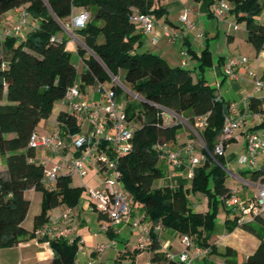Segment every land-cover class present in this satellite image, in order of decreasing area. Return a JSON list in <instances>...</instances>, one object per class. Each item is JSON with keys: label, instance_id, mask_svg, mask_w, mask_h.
Returning <instances> with one entry per match:
<instances>
[{"label": "trees", "instance_id": "obj_1", "mask_svg": "<svg viewBox=\"0 0 264 264\" xmlns=\"http://www.w3.org/2000/svg\"><path fill=\"white\" fill-rule=\"evenodd\" d=\"M201 2L202 0H195ZM211 4L217 0H210ZM219 1V0H218ZM238 24L245 23L247 40L257 53L264 50V25L258 21L260 0H224ZM158 0H0V14L16 8H24L38 22L25 40L7 38L5 48L10 60L5 64L0 45V156L5 160L6 172L0 173V249L13 248L35 239V231L48 223L50 212L59 206L74 208L85 192L82 187L71 186L70 177L60 176L54 189L45 186L46 168L36 163V150L30 147L31 136L41 121L53 113L55 104L65 98L69 88L78 81V71L67 50L68 40L59 39L63 21H71L79 12L90 15L83 29L75 30L92 55H86L83 47H77L86 65L81 75V89L111 82L112 74L118 77L125 71L127 87L142 98L141 110L134 102H128L126 114L130 122L136 120L129 153L118 157L120 182L128 192L133 205L142 207L145 218L153 225L180 235H190L203 247L215 248L209 241L216 227V214L232 190L226 184L227 168L224 155L215 154L223 133L230 106L217 99L215 90L205 79L194 82L193 72L184 68H172L153 53H137L143 36L131 20L134 14H150L161 18L165 14ZM190 53H192L190 51ZM209 52L202 55L203 65L208 64ZM116 94L122 93L118 86ZM251 108L261 113V101L250 99ZM167 112L187 119L196 126L198 119L206 117V126L199 134L206 147V161L199 168L191 187H157L164 173L158 145L176 142L183 124L169 125ZM58 122L70 134L80 133L78 117L61 112ZM264 127V123L262 124ZM225 149V144H224ZM213 156L215 158H213ZM256 180L264 176V167L253 172ZM29 190L43 195L42 210L34 219L33 232L27 231L26 220L31 203L25 197ZM202 192L208 199L210 211L196 212L188 201V195ZM229 213V211H228ZM101 221H108L99 214ZM255 222V224H253ZM243 228L260 240L256 252L245 261L238 253L226 248L225 256H234L231 264H264V217H257ZM237 220H226V231L233 232ZM260 228V232L257 230ZM114 237L112 231L107 233ZM151 264H179L169 261L160 250L162 244L156 231L151 232ZM54 252L51 264H75L79 252V239L72 244L66 240H47ZM142 251L137 250L139 254ZM135 255V254H134ZM134 256H132L133 258Z\"/></svg>", "mask_w": 264, "mask_h": 264}, {"label": "crops", "instance_id": "obj_2", "mask_svg": "<svg viewBox=\"0 0 264 264\" xmlns=\"http://www.w3.org/2000/svg\"><path fill=\"white\" fill-rule=\"evenodd\" d=\"M158 1L159 7L165 10V14L161 18H156V26L151 34H143L138 29L137 32L143 36V39L137 53H153L164 59L172 68H184L192 71L194 82H197L200 78L205 79L207 84L215 90L217 99L225 101L230 107L233 106L236 113L244 117L243 125L235 130L232 136L225 141L224 163L228 173L231 175L230 184L227 181L226 184L231 188L232 192H237L242 201H253L256 196V184L258 181L254 178L253 172L264 167V152L258 157L255 166L241 163L240 158L246 154L247 137L249 134H257L264 139V127H262L264 123V50L260 53L256 52L252 44L247 40V31L235 25L237 23L236 19L230 11L224 12L221 16L215 15L213 6L218 0L213 4H211L210 0H202L201 2L195 0ZM260 5L261 13L257 19L264 25V0H260ZM22 11L26 10L24 8H16L11 10V14H9L10 11L5 14H0V45L5 64H8L11 54L4 45L7 39H3L2 36L5 30L10 29L18 22ZM186 11L188 12L189 21L192 23L193 28L186 27L180 21L181 16ZM77 13H79L78 10ZM36 26H38V22L30 20L29 16L26 27L21 32L14 34L11 38L14 37L19 41H23L26 39L27 34ZM70 36L72 37V35ZM62 39L68 40L65 37ZM84 49L87 51V56L92 55L91 51L86 48ZM67 50L72 56L76 55L78 58V65L74 64L78 71L77 82L81 85V75L86 70V65L80 58L77 45L74 41L68 40ZM205 51L209 52L210 56H208V64L202 68V55ZM234 57H245L249 60L248 64L234 68L235 78L225 73L228 62ZM257 81L263 83V87L260 90L257 89ZM104 86L109 90H114L112 82H109V87L105 84ZM118 87L122 91H127V103L134 102L138 110H141L142 99L138 95H133L132 91L122 84ZM82 92L85 101L95 100L99 104H105L103 94L98 90L97 86L86 87ZM122 93L116 94V97L126 111L123 103H121ZM131 95L134 96L135 100L130 97ZM251 98H257L261 101V113H257L251 108ZM137 99H140L141 102L137 101ZM61 112H70L65 98L55 104L50 118L41 121L35 133L38 136H52L57 131H60L65 139V146L54 155L46 147L36 148L35 162L40 164L46 161L44 166L47 172L55 164L61 165V170L58 175L70 177L72 180L71 186L82 187L85 192L78 206L70 208L62 205L53 209L49 214L47 224L55 219L61 224H65L67 222L65 215L70 211L71 214L68 217L72 220L73 238L75 240L79 239V252L76 256L75 264H85L90 258L97 260L98 264H108L107 261L111 260L110 256H115V254L119 258L114 261L115 264H123L122 258L120 257L122 252L119 254V251L116 250L117 244L110 248L112 250L110 254L104 256L102 255L105 252L98 253L96 251L97 246L123 239L121 235L125 230V226L129 223L132 224L133 220L138 217H143L147 224L151 223L145 218V211L142 207L135 206L131 202L132 216L127 223L121 225V227L123 226L121 229L113 233V238L101 231V227L107 221H101L99 219V214L95 211V206L86 191V187L94 190L103 189L104 180L108 173L98 159L100 155L104 154L113 156L116 145L104 144L102 150L91 155L85 163L87 169V175L85 177H81L78 173L72 172L69 170L67 164L77 158L78 152L73 144V135L58 122V116ZM166 118L167 124L169 125L180 124L174 123L175 119H178V116L171 112H167ZM131 124L134 128L139 126L136 120L132 121ZM108 132L113 133L112 128L108 127ZM170 145L174 151L180 153L181 164L180 166H170L162 160L166 171L162 170L164 177L159 181L157 187H171L176 190L182 186L189 188L192 185L194 177L198 175L199 168L203 164L193 165L191 156L186 154L185 149L188 145H193L195 147V155L202 154L204 149L196 143L194 136L186 128L183 129L182 134H178L176 142H172ZM2 158L0 156V173L6 172L7 170L6 165H1ZM96 164H99L98 168L95 167ZM245 165L247 167H244ZM88 169L97 171L90 179L93 186L85 182V179L90 175ZM46 179H48L47 175L45 177ZM76 180L79 184L75 183ZM45 186L51 189L48 184H45ZM85 194L87 195V201L85 204H81ZM25 197L30 201L31 206L23 226L27 231L33 232L34 219L42 210L43 195L41 192L29 190L25 193ZM200 205H203L204 208L202 212H208L206 209L207 205L209 206L207 198L203 199ZM198 206L199 204L195 205L199 210ZM223 208L227 213L229 211L228 214L233 217H228L227 219H235V214L231 210L225 207ZM81 228H88L91 232L83 236L79 231ZM257 230L259 232L261 231L260 228ZM137 231L138 235L137 237L135 235V240L139 241L140 234L139 230ZM130 233L133 235V232L130 231ZM156 233L162 247H169L172 250L175 248L177 252L182 253L183 244L180 242L182 235L167 228L156 231ZM209 243L215 248L212 254L207 258L194 260L195 262L193 264H231L230 261L235 259V257L230 256L227 258L225 256L226 248H231L237 252L238 258L245 261L256 252L261 240L255 234L246 231L243 227H237L233 232L228 233L225 222L223 226L219 225L215 227ZM80 250L83 257L82 261L77 258ZM100 256L101 258H99ZM121 256L123 257V255ZM53 258L54 252L49 243L41 242L37 238L26 240L13 248L0 249V264H51Z\"/></svg>", "mask_w": 264, "mask_h": 264}, {"label": "built area", "instance_id": "obj_3", "mask_svg": "<svg viewBox=\"0 0 264 264\" xmlns=\"http://www.w3.org/2000/svg\"><path fill=\"white\" fill-rule=\"evenodd\" d=\"M230 5L224 0H219L213 6V12L216 16H221L224 12L230 11ZM29 14L27 11H22L20 18L10 29L5 30L3 39L12 37L14 34L21 32L27 25ZM90 15L86 11L75 14L70 23L64 27V29L72 35L75 30L83 29L89 22ZM131 20L137 25V28L143 34H151L156 26V18L150 14H134ZM180 21L188 28H193L192 23L189 21L188 12L186 11L181 16ZM70 30H69V29ZM72 32V33H71ZM157 42V40H155ZM249 63V60L245 57L232 58L225 68V73L235 78L234 68ZM111 76V82L113 87L120 86L121 83L118 77ZM257 89L260 90L263 87L261 81L256 83ZM98 90L102 92L105 104H99L95 100L85 101L84 95L80 86V83L76 82L65 95V100L70 108V113L75 114L78 117V122L81 126V131L78 134L73 135V144L78 152L77 158L67 164L69 170L78 173L81 177L87 175V169L85 163L91 157L93 153H97L104 144H114L116 148L113 151V156L107 154L100 155L98 161L103 164L107 177L104 180V186L101 190H94L86 187V191L94 204L95 211L98 214L105 215L108 218L106 225L101 227V231L108 233L117 231L116 227L127 223L132 216V203L128 192L123 188L120 178L121 172L118 169V157L127 154L131 150V141L134 134V126L128 119L126 111L122 105L117 101L116 92L114 90L107 89L104 84L98 83ZM244 117L238 115L233 106L230 107V114L225 120L224 129L220 138V143L217 145L215 154L222 156L225 153L224 144L225 141L230 138L233 132L239 129L243 125ZM167 122V118H165ZM206 126V117L198 119L195 127L202 129ZM108 127L112 128L113 133L108 132ZM85 130L83 131V129ZM195 132V130H194ZM65 146V139L60 131H57L52 136H38L34 133L30 139V147H46L52 155L58 153ZM201 147L206 149L203 141ZM158 151L160 157L170 166H180V153L174 151L169 144L158 145ZM186 154L191 156L193 165H202L206 161V155L204 152L200 155H195V147L188 145L185 149ZM264 152V139L257 134H249L247 137L246 154L241 156L240 162L243 164H250L255 166L258 157ZM213 158H215L213 156ZM45 162H41L44 165ZM61 165L55 164L50 171H46L48 179L45 180V184H48L50 188L54 189L56 186V180L60 177L59 171ZM227 174H228V170ZM226 207L235 214L238 227H244L248 224H252L254 220L264 215V176L258 179L256 184V196L253 201L244 202L240 199L236 191H233L231 196L225 202ZM70 211L65 215L67 222L61 224L56 219L45 224L43 227L35 231L37 239L47 240H66L69 243L76 241L73 238L72 220ZM132 226L139 230V244L137 249L145 251L150 248L152 242L151 232L154 229L159 231L164 227L162 224L153 226L147 224L143 217H139L133 220ZM182 241L186 245V250L181 254L172 255L168 254L169 261L178 262L179 264H193L194 260L207 258L212 254L211 247H203L199 245L195 238L190 235H182ZM115 245L112 241L108 245L100 244L97 246L96 251L98 253H104L108 248ZM189 250L193 251V255L190 256ZM85 264H98L95 260H88Z\"/></svg>", "mask_w": 264, "mask_h": 264}, {"label": "rangeland", "instance_id": "obj_4", "mask_svg": "<svg viewBox=\"0 0 264 264\" xmlns=\"http://www.w3.org/2000/svg\"><path fill=\"white\" fill-rule=\"evenodd\" d=\"M12 12L10 11L9 12V14H11ZM30 20H33L31 17H30ZM70 22L69 21H63L61 24H62V28H61V30L59 31V33H58V38H60V39H62V38H67L68 40L70 39V41H74L75 43H76V45H77V47H83V48H86V45H85V43H84V41H83V39L82 38H80L77 34H75V33H73L72 34V37L66 32V30L64 29V27H66L68 24H69ZM235 25H238L241 29H244V30H246V26H245V23H241V24H238V23H236ZM67 28V27H66ZM69 29V28H68ZM70 30V29H69ZM72 33V32H71ZM87 49V48H86ZM72 62L73 63H75V64H77V62H78V58H77V56L76 55H73L72 56ZM78 65V64H77ZM119 81L121 82V84L123 85V86H125L126 88H128L127 87V85H126V82H125V71L124 70H122L121 71V74L119 75ZM105 85L106 86H108L109 87V83H105ZM124 90V89H123ZM123 93H122V95H121V103H123V106H124V108H126V103H127V91L126 90H124V91H122ZM132 94L133 95H137V94H135L134 92H132ZM133 95H131L130 97L132 98V99H134L135 100V98H134V96ZM139 98H141L140 96H139ZM118 99V98H117ZM120 99V98H119ZM142 99V98H141ZM118 101V100H117ZM137 101H140L141 102V100L140 99H137ZM180 123V124H183L184 126H182V128H181V130H179L178 131V134H182L183 133V129H185L186 128V130L190 133V134H192V136H194V139L196 140V143L199 145V146H201V143H202V138H201V136H200V134H199V129L197 128V127H193V126H191L190 124H189V122H188V120L187 119H185V118H183L182 116H178V119H175V121H174V123ZM194 130H195V132H194ZM171 146V145H170ZM174 146V145H173ZM1 165L2 166H5L6 164H5V160H4V158H2V160H1ZM159 168L161 169V170H165L166 169V167L163 165V161H162V159H161V161H160V163H159ZM96 168H98L99 167V164L97 165L96 164V166H95ZM244 167H247V165H245ZM95 168V169H96ZM89 170V174L90 175H88V177L85 179V182L87 183V184H89L90 186H93L92 184H91V177H92V175L93 174H96L97 173V171L96 170H91V169H88ZM166 171V170H165ZM230 173H228V176H227V179H226V181H227V183L228 184H230ZM76 184H79V182H77V180H76V182H75ZM158 183H159V181L157 182V184H156V186L158 185ZM87 195L85 194L84 195V197H83V200H82V202H81V204H85V202L87 201V197H86ZM206 198V196H205V194L204 193H202V192H198L197 194H194V193H192L191 195H188V201H189V203H190V205H191V207L194 209V210H196L197 212L198 211H200V212H202L203 211V205H200V203H202V200L203 199H205ZM196 204H199V210H198V208H196L195 207V205ZM207 211H210V208H209V206L207 205ZM228 217H230V218H233L232 217V215H229L226 211H225V209L223 208V207H219V209H218V211H217V214H216V226H223L224 225V223L226 222V219L228 218ZM139 218V217H138ZM104 225H106V222H105V224ZM123 227V226H122ZM121 227V225L119 226V227H116L117 228V230H119V229H121L122 228ZM134 227L132 226V224H128L127 226H125V230L122 232V235H121V237L123 238V239H120V240H117L116 242H115V244H117V248H116V250L117 251H119V254L122 252V254L121 255H123V257L120 255V257L122 258V263L123 264H151V259H152V257H153V255H152V253H151V251L148 249V250H145V251H143V252H141V253H139V254H136L135 252H136V249H137V247H138V244H139V241L138 240H135V235H136V237H137V233H138V231H137V229H133ZM81 233V235H83V236H85V235H87V234H89L91 231L88 229V228H81L80 230H79ZM130 231L131 232H133V235L130 233ZM138 241V242H137ZM180 242L183 244L182 245V250L183 251H185L186 250V245H184V243H183V241H182V237L180 238ZM109 244V243H108ZM107 244V245H108ZM168 248L169 247H162V249L160 250V252L164 255V256H166L167 257V255L168 254H172V255H179L180 253L179 252H177V250L175 249V248H173V250L172 249H170L169 248V250H168ZM111 249L110 248H108L106 251H105V253L102 255V256H104V255H106V254H110L111 253ZM182 251V252H183ZM188 253L190 254V256H192L193 255V251L192 250H189L188 251ZM135 254V255H134ZM117 254H115V256H110L111 258V260H109V261H107V263L108 264H115V260H118L119 258L116 256ZM132 256H134L133 258H132ZM77 258H79L81 261H82V259H83V257H82V255H81V250H80V253H79V255H78V257ZM98 258V257H97ZM99 258H101V256L99 257ZM90 260H95V259H93V258H90ZM96 262H97V260H95ZM195 262V261H194ZM168 262H166V261H164L162 264H167Z\"/></svg>", "mask_w": 264, "mask_h": 264}]
</instances>
